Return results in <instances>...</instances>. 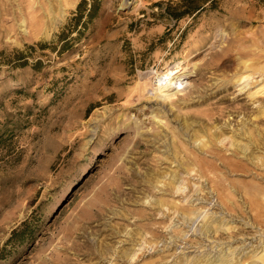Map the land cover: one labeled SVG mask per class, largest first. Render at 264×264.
Returning a JSON list of instances; mask_svg holds the SVG:
<instances>
[{
    "label": "rangeland",
    "instance_id": "1",
    "mask_svg": "<svg viewBox=\"0 0 264 264\" xmlns=\"http://www.w3.org/2000/svg\"><path fill=\"white\" fill-rule=\"evenodd\" d=\"M82 1L0 0V264H262L264 4Z\"/></svg>",
    "mask_w": 264,
    "mask_h": 264
},
{
    "label": "trees",
    "instance_id": "2",
    "mask_svg": "<svg viewBox=\"0 0 264 264\" xmlns=\"http://www.w3.org/2000/svg\"><path fill=\"white\" fill-rule=\"evenodd\" d=\"M97 0H92V5L90 6V9L87 10L86 15V1L83 0L76 9V16L74 17V21L79 22L84 16H85V22L84 24L88 22H92L97 16ZM259 3L264 4V0H257ZM198 2V1H197ZM196 0H182L181 4H184V10L179 13H170L171 16H173L175 19H179L182 15H193L195 12L199 11L201 7L197 5ZM40 46H42L40 44ZM17 55L20 57L22 56V52L16 51Z\"/></svg>",
    "mask_w": 264,
    "mask_h": 264
},
{
    "label": "bare ground",
    "instance_id": "3",
    "mask_svg": "<svg viewBox=\"0 0 264 264\" xmlns=\"http://www.w3.org/2000/svg\"><path fill=\"white\" fill-rule=\"evenodd\" d=\"M179 68V65L177 66V67H175V68H173L171 71H170V73L169 74H166V75H168L167 76V81H166V83H164V85L161 87V89H164V90H162V91H159L160 93H163V92H166V91H169L168 89L167 90H165V88H167V87H170L171 85H173V88H182V86H179V85H175L172 81L174 80V76H179V73H180V71L182 70L181 68L180 69H178ZM183 71V70H182ZM165 75V76H166ZM176 79V78H175ZM171 82L173 83V84H171ZM182 83V82H181ZM166 84H168V85H166ZM171 88V87H170ZM160 89V88H159ZM172 89V88H171ZM172 96V94L171 95H167V94H165L164 95V98L165 97H167V99L168 98H170ZM231 138V137H230ZM200 146V145H199ZM224 157H222V159H221V162H222V165H226L225 163H224ZM226 167V166H225ZM225 167H224V169H225ZM248 202H250L251 204V207L254 205H261V202H258L257 200L256 201H254V202H252V201H248ZM225 262V261H224ZM229 263V262H228ZM220 264H221V262H220ZM224 264V263H223ZM262 264H264V259H263V261H262Z\"/></svg>",
    "mask_w": 264,
    "mask_h": 264
}]
</instances>
